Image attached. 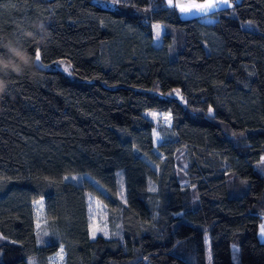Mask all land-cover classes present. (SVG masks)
I'll use <instances>...</instances> for the list:
<instances>
[{
    "label": "trees",
    "instance_id": "obj_1",
    "mask_svg": "<svg viewBox=\"0 0 264 264\" xmlns=\"http://www.w3.org/2000/svg\"><path fill=\"white\" fill-rule=\"evenodd\" d=\"M229 1L0 0V264H264V0Z\"/></svg>",
    "mask_w": 264,
    "mask_h": 264
},
{
    "label": "rangeland",
    "instance_id": "obj_2",
    "mask_svg": "<svg viewBox=\"0 0 264 264\" xmlns=\"http://www.w3.org/2000/svg\"><path fill=\"white\" fill-rule=\"evenodd\" d=\"M165 1L169 5L175 6L178 9L182 17L206 14L208 12H211L214 9H217L223 6V5L218 6L217 8H214L209 11H200L195 7V5L206 3L207 0H171V4L169 3V0H165ZM182 9H184V11H182ZM157 25H159V30H157V27H156ZM164 29H165L164 23L159 22V21H156L153 23V43L154 44L160 45L162 43ZM56 65H59L68 74H71L72 71L66 60H62L60 62H54L50 64L49 66L52 67ZM145 114L149 116L150 118H152L156 123L162 122V123H166L169 125L172 123V115L170 112L149 109L145 111ZM154 142L155 144H158L160 142V134L157 128L154 131ZM81 178H82V174H74V175L67 176L68 180H71L74 182H78ZM87 200H88V215H89V222H90V228H91L92 235H96L98 233H105L107 230V223L104 218V211H103V207L101 203L92 194H88ZM38 206L41 208L42 206L41 201H39ZM261 225H264V220L261 223ZM261 225H260L259 235H260V239L264 240V235H261ZM0 240H3L1 236H0ZM206 241H207L208 264H212V253H211L209 235L208 237H206ZM63 257H64V251L60 250L59 252L53 254L49 258L48 264H61Z\"/></svg>",
    "mask_w": 264,
    "mask_h": 264
},
{
    "label": "snow or ice",
    "instance_id": "obj_3",
    "mask_svg": "<svg viewBox=\"0 0 264 264\" xmlns=\"http://www.w3.org/2000/svg\"><path fill=\"white\" fill-rule=\"evenodd\" d=\"M115 3H118L119 0H114ZM169 3L171 4V0H169ZM228 6L231 7L229 0H207L206 3L195 5V7L200 11H209L214 8H217L218 6ZM184 11V9H182ZM157 30H159V25L156 26ZM36 59H40V55L37 52ZM211 111V110H210ZM261 235H264V225H261Z\"/></svg>",
    "mask_w": 264,
    "mask_h": 264
},
{
    "label": "clouds",
    "instance_id": "obj_4",
    "mask_svg": "<svg viewBox=\"0 0 264 264\" xmlns=\"http://www.w3.org/2000/svg\"><path fill=\"white\" fill-rule=\"evenodd\" d=\"M5 85H0V91H2V89H4Z\"/></svg>",
    "mask_w": 264,
    "mask_h": 264
}]
</instances>
